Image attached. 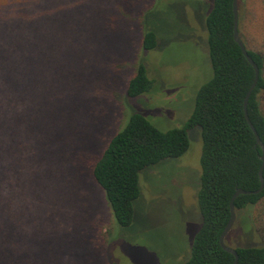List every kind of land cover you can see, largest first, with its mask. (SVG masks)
<instances>
[{
  "label": "trees",
  "instance_id": "16d2710c",
  "mask_svg": "<svg viewBox=\"0 0 264 264\" xmlns=\"http://www.w3.org/2000/svg\"><path fill=\"white\" fill-rule=\"evenodd\" d=\"M151 1L135 18L143 28L144 54L156 50L160 42L145 24L156 2ZM120 4L117 9L123 13ZM238 5L240 35L260 68L248 115L264 143V22L258 18L259 11L264 15V0H238ZM118 17L109 0H0V264H35L22 258L25 243L39 242L42 256L49 254L43 252L49 247L43 238L36 241L34 236L35 195L31 198L26 192L32 184L25 181L23 146L25 140L33 144L36 136H63L72 114L83 115L95 103L97 69L128 40L131 27ZM206 27L213 73L199 89L185 125L162 131L143 114H132L95 160L91 175L105 193L116 223L128 227L141 195V172L184 155L190 147L189 132L200 128L202 225L185 264H233L235 258L222 248L220 237L231 219V200L238 189L254 193L235 200V226L238 220L243 222L242 212L249 213L263 244L237 248L238 264H264V189L255 193L261 187L263 151L245 113L255 70L235 41L234 0H212ZM142 57L126 87L131 98L154 87ZM63 157L60 153L61 165ZM65 169L70 175L72 167ZM81 175L73 179L81 181ZM64 181L72 182L67 177ZM29 232L33 235L28 239ZM43 258L44 263L53 262Z\"/></svg>",
  "mask_w": 264,
  "mask_h": 264
},
{
  "label": "rangeland",
  "instance_id": "374dc122",
  "mask_svg": "<svg viewBox=\"0 0 264 264\" xmlns=\"http://www.w3.org/2000/svg\"><path fill=\"white\" fill-rule=\"evenodd\" d=\"M109 2L119 14L118 21H126L131 28L127 43L115 49L114 57L106 55L97 69V88L92 89L95 103L83 115L72 114L63 136H36L33 144L25 140L23 146L25 181L32 184L26 192L31 198L35 195L31 205L34 236L49 246L43 249L49 254L42 256L39 242L25 243L22 258L26 263L47 264L45 257L53 259L50 264H185L202 225L198 194L204 142L200 128L189 132L190 147L184 155L141 172V195L128 227L116 223L91 167L134 113L143 114L162 131L185 125L199 89L213 73L206 27L212 0H156L145 24L160 42L156 50L145 54L140 46L143 28L135 18L152 1ZM119 3L123 13L117 9ZM261 13L258 18L264 22ZM140 57L154 87L131 98L126 87ZM60 153L65 165L59 163ZM67 165L72 170L66 176ZM80 172L81 181L74 180ZM64 177L72 182H65ZM241 214L243 222L238 220L226 244L234 249L262 246L249 213ZM29 233L28 239L33 235Z\"/></svg>",
  "mask_w": 264,
  "mask_h": 264
},
{
  "label": "water",
  "instance_id": "95a60500",
  "mask_svg": "<svg viewBox=\"0 0 264 264\" xmlns=\"http://www.w3.org/2000/svg\"><path fill=\"white\" fill-rule=\"evenodd\" d=\"M234 14H235V30H234L235 41L239 44V46L241 47V49H242L244 55L246 56L247 60L254 67V70H255V77H254L253 83H252L251 87L249 88V91H248L246 98H245V113H246L247 120H248L251 128L253 129V131L256 135L257 144L260 145V147L262 148V151H263V156H262L263 164H262V167L260 169L261 187L259 190H257L255 192V193H260L264 189V143L262 142L256 128L252 124V122L249 118V115H248L249 99H250L253 91L255 90L258 82H259L260 68L256 64V62L253 60V58L249 55L247 48L244 44V41H243V39L240 35V32H239V5H238V0H234ZM251 193H254V192H249V191H246L244 189H238L237 190V192L235 193V195L233 196V198L231 200V219H230L229 223L227 224L225 230L223 231V233L220 237V244H221L222 248L225 251H227L228 253L232 254L235 258L233 264H238L240 256H239L236 249L231 248L226 244V238H227L228 234L233 230L235 223H236V220H237V211H236L234 202L238 198V196H240L242 194L248 195Z\"/></svg>",
  "mask_w": 264,
  "mask_h": 264
}]
</instances>
